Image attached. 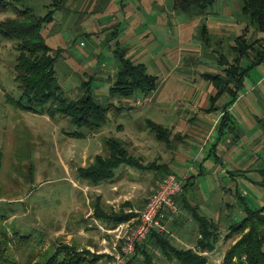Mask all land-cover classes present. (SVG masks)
Wrapping results in <instances>:
<instances>
[{"label": "rangeland", "instance_id": "1", "mask_svg": "<svg viewBox=\"0 0 264 264\" xmlns=\"http://www.w3.org/2000/svg\"><path fill=\"white\" fill-rule=\"evenodd\" d=\"M6 1L7 5L0 9V21L16 17L19 10L29 9L36 16L53 10L52 19L42 24L40 32L52 47V54L57 56L55 69L62 93L70 99L78 98L84 93L82 82L91 79L95 99L113 107L109 111V121L96 134L78 130L59 113L51 115L19 108L15 103L21 93L14 78L15 40L0 35V212L6 216L0 222V233L30 236L26 245L18 242L9 245V253L16 264L42 262L58 244L107 254L97 264H123L132 254L123 249L125 236L134 227L149 194L162 178L158 170L121 165L112 179L92 184L77 174V168L92 164L98 154L108 156L110 148L105 142L108 137L123 141L146 162L159 165L175 162V150L182 144L175 136H172V146L159 141L147 128L146 120L165 125L180 124L181 120L188 124L186 120L191 118L194 109L182 92L193 85L190 80L197 78L207 85L208 80L201 77V72H221L220 59H233L232 45L237 35L246 32L248 37H257L260 34L254 32L249 17L241 12L240 0H230L239 28L229 32L210 31L205 27L207 12L220 13L222 0H216L206 14L175 9L174 0ZM176 34L180 44L192 41L198 50L179 49L174 39L168 40ZM118 47L133 61L145 63L147 71L158 77V83L163 80L159 91L130 97L109 94V86L119 68L115 54ZM261 69L255 67L247 77L237 111L243 110L242 104L249 111L253 109L252 103L258 104L251 98L250 87ZM138 97L144 101L142 104L137 101ZM209 98L210 94H206L197 102L196 112L203 100H208L209 104ZM168 108L171 109L167 111ZM205 113L209 115L195 119L197 124H218L219 117L214 120L213 112ZM231 113L237 121L234 131L241 134L238 124H243L245 118L234 110ZM254 113L257 112L254 110ZM258 116L261 118L260 114ZM75 131L82 132L83 137L73 135ZM253 133L258 134L259 147L252 152L254 156H262L258 163L262 166L264 127L258 120ZM211 146L210 141L205 153ZM212 159L204 165V174L197 171L199 162H192L197 167L195 173L199 181L203 182L206 174L210 178L219 174H214L210 168ZM226 165L232 164L226 162ZM234 170L237 169L230 171ZM236 176L240 192L248 196L250 204L264 203L263 189L244 176ZM238 181L230 176L224 185L231 190L217 188L211 196L203 197L194 192L200 212L221 224V239L216 250L208 253L209 264H219L225 250L239 236L229 232V221H226L235 215ZM180 209L172 216L177 223L167 224L166 228L176 244L189 247L195 245L197 224ZM102 214H129L131 218L113 227L112 221L102 218ZM160 262L176 264L162 258Z\"/></svg>", "mask_w": 264, "mask_h": 264}, {"label": "trees", "instance_id": "2", "mask_svg": "<svg viewBox=\"0 0 264 264\" xmlns=\"http://www.w3.org/2000/svg\"><path fill=\"white\" fill-rule=\"evenodd\" d=\"M215 2L216 0H174V8L185 12L205 13ZM240 3L241 12L249 17L254 32L260 36L248 37L246 32L237 35L232 45L233 59L229 61L222 57L221 72L204 74L215 89L204 110L206 112L220 110L222 113L215 130L218 141L223 135L234 132L237 121L228 108L246 87V79L250 72L264 63V0H240ZM6 5V0H0V9ZM52 11L48 10L44 16H36L29 9L19 10L16 12V17L0 21V35L15 40L17 57L14 78L21 92L15 103L23 110L36 113L48 112L51 115L59 113L67 117L70 124L78 130L83 129L91 134L99 133L109 121V111L113 106H105L95 99L92 94L91 79L82 82L84 93L78 98L70 99L62 93V86L55 69L57 56L52 54V47L45 42L40 32L42 24L52 19ZM115 54L119 68L108 89L111 96H145L157 88L158 77L150 74L143 62L133 61L120 47L115 50ZM258 121L264 127V119ZM146 125L159 141L172 146L171 130L167 126L152 119H147ZM120 128L123 126L120 125ZM73 135L83 137L82 132L79 131H75ZM105 142L110 148L108 156L98 154L92 164L77 168V174L92 184L112 179L116 169L121 165L158 170L162 179L171 172L178 173L168 164L146 162L117 138L108 137ZM216 145L217 143L212 144V153ZM229 173L233 180L238 181L236 175L244 176L264 190V163L262 166L256 164L245 170H234ZM249 173L251 176H248ZM193 179L195 175L186 178L184 190L177 197V204L181 197L182 209L197 224L195 245L189 247L178 245L167 230H152L143 242L135 246L134 251L125 258L123 264H163L160 258L176 264H209L208 253L216 250L221 239V224L202 214L198 203L188 202L186 194L189 186L193 184ZM222 188L225 191L231 190L227 185ZM247 198V195L240 192L238 181L235 188V202L238 201L236 211L234 210L235 215H231L226 221H229L227 224L229 232L238 233L239 236L225 250L219 264H264V203L253 205L249 203V198L247 201ZM102 218L112 221L114 227L121 221L130 220L131 217L129 214H102ZM172 218L171 221L165 222L166 225L177 223V220ZM5 219V214L0 212V222ZM29 239L30 236L17 232L12 235L0 233V264H16L9 253V245L12 242L26 245ZM106 255L89 249L79 250L69 244H58L46 260L34 264H97Z\"/></svg>", "mask_w": 264, "mask_h": 264}, {"label": "crops", "instance_id": "3", "mask_svg": "<svg viewBox=\"0 0 264 264\" xmlns=\"http://www.w3.org/2000/svg\"><path fill=\"white\" fill-rule=\"evenodd\" d=\"M222 3H223L222 10L220 13H215V11H209V12L206 11L208 17L205 27L210 31H221V32L222 30L236 31V29L239 28V20H236L233 16L234 12L230 6V0H222ZM206 12L203 14H206ZM173 36L175 37L168 38V40L174 39V41L178 43L179 49L182 47H188L192 50H198V47H194V43H192V41H189L185 44L182 42V44H180V42L178 41L180 40L179 35L176 34ZM263 65L264 63L257 66V68L262 67L261 72L258 73L256 80L252 81L253 83L250 87V91H251L250 93L252 94L251 98L255 99L258 102L257 105H254L250 99L253 105V109H252L253 114L252 111H249V109L243 104L240 105L243 110L237 111L236 107L239 105V102L243 97L242 96L243 94H240L238 98L235 100V102L228 109L230 110V112L234 110L236 113L240 115L243 114V117L245 118L244 121L245 124L244 123L238 124L241 129V134H238L235 131L229 132L226 135H223L221 137L222 139H220L219 141L216 138V134H215V130L218 124L196 123L197 117L205 118L206 115H209V113L208 114L205 113L204 110L208 106L207 104L208 100H203L199 104L200 112L199 111L196 112L195 108H198L197 102L200 101L203 96H206V94L211 95L215 93V89L212 83L208 80L207 85H203L202 80L198 82L197 78H193L192 80H190L191 84L193 85H188V88L183 89L184 92H182V96L185 99L191 101V106H193L194 109L193 115L191 116V118L186 120L188 124H184V122L179 120L180 124H169V125L164 124V125L171 130V138L172 136H175V138L179 140L180 142L179 144H182L179 147H177V150H175V152L177 153L176 159L174 160L175 162L169 164V166L171 168L176 169L179 174L186 172L188 177H190L191 175H195V179H193V184L189 186L190 188L188 189L187 191L188 193L186 194L188 202L192 204L196 203L194 192L200 193V195L206 197V196H211L212 192H214V190H216L217 188L223 189L222 187L225 186L224 183L226 182V180L227 179L230 180V176H229L230 170L232 169L245 170L249 167H253L254 165L258 164L259 161L261 160L262 156L260 154L254 156L252 150L253 149L257 150V148L259 147L258 145L259 142H257L258 134L256 135L255 133H253L254 129L257 127V120L262 118L264 119V66ZM204 74L205 73L201 72V77H204ZM162 82L163 80H161L160 83H158V86L155 89V91H159ZM203 86L204 88H202ZM137 101L140 104L144 102L142 100H139V97L137 98ZM234 107L235 109H232ZM170 109L171 108H168L166 110L169 111ZM254 110L257 113H254ZM219 111L213 112L214 114L213 116H215L213 118L214 120L217 119L218 117L219 118L221 117L222 113H219ZM258 114H260L261 118H258L259 117ZM247 126H249V128ZM221 140L224 141L222 142ZM210 141L211 144L213 145L217 143L216 148L213 151V153L211 152V148L207 151V153H205L206 152L205 147L208 145ZM254 141L257 142V144L254 143ZM201 143L203 146L201 145ZM197 146H199V148L198 151L196 152L194 151V149ZM192 154L193 157H190V155ZM210 159L213 160V165H211L210 167L212 169V172L214 174L217 173L219 174H217V176L214 175L213 178H210L209 174H206L205 180L203 182L202 180L199 181V179L196 178V176L198 173L199 174L206 173L203 167L204 165L208 164V161H210ZM192 162L194 163L199 162L200 167L198 170L195 164L192 165ZM226 162H229L232 165H226ZM188 163H189V167L187 166ZM195 170L197 171L200 170V172L195 173ZM180 201H181V197L178 202L179 203L178 205L182 209V205ZM181 209L180 212L183 211V209L182 210ZM178 213L179 212L171 214L168 220H170L173 215L176 216ZM210 218H212V216Z\"/></svg>", "mask_w": 264, "mask_h": 264}, {"label": "built area", "instance_id": "4", "mask_svg": "<svg viewBox=\"0 0 264 264\" xmlns=\"http://www.w3.org/2000/svg\"><path fill=\"white\" fill-rule=\"evenodd\" d=\"M187 177L186 172L181 174L171 172L157 184L149 194L134 227L125 236L123 249L126 252H133L135 246L152 230H167L165 222L171 214L179 210L177 197L183 192Z\"/></svg>", "mask_w": 264, "mask_h": 264}]
</instances>
